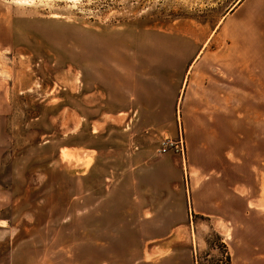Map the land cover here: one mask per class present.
I'll return each instance as SVG.
<instances>
[{
    "label": "rangeland",
    "instance_id": "obj_1",
    "mask_svg": "<svg viewBox=\"0 0 264 264\" xmlns=\"http://www.w3.org/2000/svg\"><path fill=\"white\" fill-rule=\"evenodd\" d=\"M177 35L229 52L224 121L174 116ZM131 180L143 216L121 209ZM178 208L194 264H227L232 222L264 224V0H0V264H193Z\"/></svg>",
    "mask_w": 264,
    "mask_h": 264
},
{
    "label": "crops",
    "instance_id": "obj_2",
    "mask_svg": "<svg viewBox=\"0 0 264 264\" xmlns=\"http://www.w3.org/2000/svg\"><path fill=\"white\" fill-rule=\"evenodd\" d=\"M177 44L179 46L182 44L184 47L188 46L189 51L188 53L187 51H180L181 53H179V55H183L180 56V65H183L184 68L182 70H177L178 84L174 91V104L171 108L173 110L174 116H176L177 106L179 105L178 110L182 114L181 119L183 122L186 120L197 122L206 121L211 123H214L215 121H224V107H228L229 105L231 92L229 52L207 51L204 49L205 45L200 46L197 44V42H193L180 35H177ZM244 94L245 92H243V96ZM142 105L148 109L145 106L146 104ZM144 107L142 110H145ZM137 112L138 109L136 108L135 113ZM185 114H189L190 117L185 116ZM229 151L234 153L236 148L230 147ZM228 154L229 152H226L223 161H230ZM158 184L160 185L161 183H157V186H159ZM121 185L123 184H120V186ZM125 185L128 186V191L129 187H131L132 198L131 204H128L129 206H126L125 209H121L124 210V214L126 216H132L133 214L139 212L143 216L144 210L149 208L150 203L147 194H145L143 186H149V183H145L143 180H131V184L126 183ZM161 185H166V183L164 182V184ZM118 186L113 189L112 185L108 189V192H110V209H117L118 204L116 202V198L114 197L119 190ZM240 195L242 196V194ZM160 196L161 199H155L158 203H161V210L167 211V200L164 195H159L157 197ZM134 197H136V199ZM128 201L129 200H126L127 203ZM114 203H116V205ZM246 206L247 201L244 200L243 208L237 209L233 213L230 211L229 218L235 219L239 218L242 214H247L245 210ZM153 207V209L159 208V204ZM231 208L232 207L229 205V210H231ZM194 212L197 213L196 211ZM182 213L183 209L180 210V208H178L177 226H173L169 232L177 227V256L182 252L187 253V255L192 256L194 264L197 243L194 242V239L191 236L189 224L183 222L181 218ZM81 214L83 215L79 216H84L86 213L82 211ZM189 214H192V210H189ZM201 214H205L207 216L209 215L207 212ZM62 215L64 216L65 214ZM76 215L77 213L71 214V216ZM45 216L51 218L57 217L53 215L52 211H46ZM67 216H70V214ZM48 222L49 221L46 223L48 224ZM232 223V227L227 228V232L225 233L227 240V250L230 256L231 264H264V237L261 236L262 233H264V224L261 223L259 225L246 227L245 225H241L240 222Z\"/></svg>",
    "mask_w": 264,
    "mask_h": 264
},
{
    "label": "built area",
    "instance_id": "obj_3",
    "mask_svg": "<svg viewBox=\"0 0 264 264\" xmlns=\"http://www.w3.org/2000/svg\"><path fill=\"white\" fill-rule=\"evenodd\" d=\"M172 146H174L176 151H179V150L182 151V148L179 149L178 145L175 142L171 141L170 139L163 140L161 142V146L158 148V151L165 152L169 147H172ZM183 162H184V159L182 158V163Z\"/></svg>",
    "mask_w": 264,
    "mask_h": 264
},
{
    "label": "trees",
    "instance_id": "obj_4",
    "mask_svg": "<svg viewBox=\"0 0 264 264\" xmlns=\"http://www.w3.org/2000/svg\"><path fill=\"white\" fill-rule=\"evenodd\" d=\"M225 247H226V261H227V264H231L230 256H229V253H228V250H227V246L225 245Z\"/></svg>",
    "mask_w": 264,
    "mask_h": 264
},
{
    "label": "bare ground",
    "instance_id": "obj_5",
    "mask_svg": "<svg viewBox=\"0 0 264 264\" xmlns=\"http://www.w3.org/2000/svg\"><path fill=\"white\" fill-rule=\"evenodd\" d=\"M13 1H16V2H18V3H29L31 0H13ZM75 1V0H74ZM238 4V3H237ZM236 4V5H237ZM235 5V6H236Z\"/></svg>",
    "mask_w": 264,
    "mask_h": 264
}]
</instances>
